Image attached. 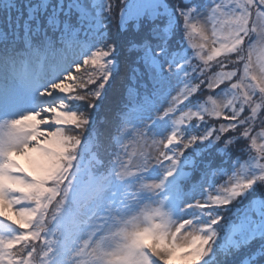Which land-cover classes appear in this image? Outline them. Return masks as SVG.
Segmentation results:
<instances>
[{"label":"snow or ice","instance_id":"obj_1","mask_svg":"<svg viewBox=\"0 0 264 264\" xmlns=\"http://www.w3.org/2000/svg\"><path fill=\"white\" fill-rule=\"evenodd\" d=\"M0 264H264V0H0Z\"/></svg>","mask_w":264,"mask_h":264},{"label":"rangeland","instance_id":"obj_2","mask_svg":"<svg viewBox=\"0 0 264 264\" xmlns=\"http://www.w3.org/2000/svg\"><path fill=\"white\" fill-rule=\"evenodd\" d=\"M198 39V38H197ZM261 55V52L259 50V48H257L256 52L254 53L253 59L255 60L257 56ZM19 163L24 166V167H28V163L24 158H19Z\"/></svg>","mask_w":264,"mask_h":264}]
</instances>
